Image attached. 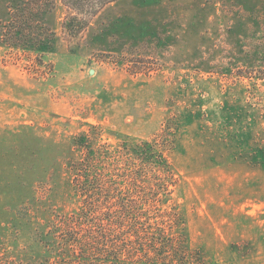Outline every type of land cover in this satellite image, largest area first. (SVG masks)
I'll use <instances>...</instances> for the list:
<instances>
[{
  "label": "rangeland",
  "instance_id": "rangeland-1",
  "mask_svg": "<svg viewBox=\"0 0 264 264\" xmlns=\"http://www.w3.org/2000/svg\"><path fill=\"white\" fill-rule=\"evenodd\" d=\"M21 1L0 0V29ZM66 13L57 0L45 17L57 41L42 65L0 44L3 264L104 260L60 238L81 207L82 136L167 160L172 184L141 205L170 239L151 262L264 264V0H118L73 39ZM136 253L115 263L146 264Z\"/></svg>",
  "mask_w": 264,
  "mask_h": 264
},
{
  "label": "trees",
  "instance_id": "trees-1",
  "mask_svg": "<svg viewBox=\"0 0 264 264\" xmlns=\"http://www.w3.org/2000/svg\"><path fill=\"white\" fill-rule=\"evenodd\" d=\"M118 0H59L66 15L61 30L68 39L77 38L90 25L91 19L103 8ZM57 0H22L14 5L9 19L0 29V44L39 65L54 50L57 35L45 17L56 7ZM131 69L129 73L143 71ZM83 159L76 166L74 186L81 198L77 214L61 218L60 238L79 245L80 254L89 251L98 264H116L120 255L137 252L145 263L155 264L148 253H163L170 248V239L163 226L151 233L143 225L149 210L141 205L157 203L160 185L172 184L169 165L161 150L152 143L133 147L123 144L114 153L107 146L93 149L90 138L78 139ZM120 168V169H119ZM154 207V205L152 204ZM142 221V222H141ZM0 264L3 261L0 259Z\"/></svg>",
  "mask_w": 264,
  "mask_h": 264
}]
</instances>
